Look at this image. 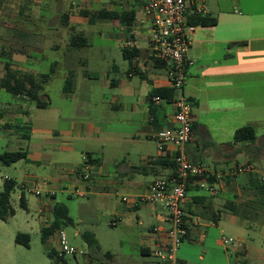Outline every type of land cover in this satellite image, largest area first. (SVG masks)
<instances>
[{"label":"crops","instance_id":"crops-1","mask_svg":"<svg viewBox=\"0 0 264 264\" xmlns=\"http://www.w3.org/2000/svg\"><path fill=\"white\" fill-rule=\"evenodd\" d=\"M79 1L80 7L82 2H88L89 6L101 4L99 9H81L84 20L79 21L81 24L97 19L89 21L82 14L83 10L133 9L131 38L118 19H111L113 29L117 31L108 32V36L124 42L123 48L127 47L126 41L131 40L139 50L134 57L123 56L127 65L119 74L115 64L101 73L88 71L85 68L87 59H76V48L68 47L62 64L67 66V73H74L72 92H64L62 86L60 99L53 103L46 98L44 107L18 95L13 97V106L10 103L6 108L10 110H0V137L10 136L17 147L7 151H26L25 159L12 163L22 162L26 171L22 181L33 180L46 191H54L37 200L41 229L52 222L53 207L61 203L60 197L75 196L70 191L75 185L87 188L85 197L97 193H112L114 196L121 193L133 203L126 206L128 210L141 205L134 203L135 197L145 194L153 180L168 177L171 173V168L160 163L166 154L158 150L153 136L162 127L173 123V107L163 100L158 103L149 100L154 89L170 88L168 66L152 56L144 34L146 19L139 3L136 0ZM207 4V16L216 18L217 22L212 26L197 25L189 37L187 54L194 63L187 69L183 91L193 103V138L186 144V152L193 161L203 163L215 177L212 184L216 192L209 193L197 187L186 194L182 207L187 235L177 250V264H191L187 256L189 247L186 246L190 243L197 241L202 247L211 249L207 244L209 230L206 229L211 226L219 228L222 215L235 223L237 216L250 217L264 212V194L259 197L262 206L251 204L257 199L249 188V174L258 176L264 172H232L236 165L253 164L251 150L257 148L259 138L256 133L255 142L248 146L235 143V120H244V124L255 129L264 121V0H207ZM237 8L244 11L240 17L234 14ZM141 39L145 45L141 44ZM53 48H58V44L55 43ZM2 54L0 51V77L7 61L3 60L5 56ZM20 54L7 56L13 68L33 74L45 73L27 70ZM58 64L60 62L56 61L55 67ZM46 84L40 96L44 94ZM85 161L89 164L90 179L82 183L78 177L84 171ZM139 166L143 168L138 170ZM6 179L13 178L7 176ZM21 195L27 208L23 191L18 198ZM227 200L239 205L250 204L240 206L236 214L220 211ZM148 204L144 206L143 218L151 222L137 236L140 256H136L131 264H159L151 254L154 239L151 228L167 225L166 210L159 204ZM49 211L52 217L48 215ZM122 211L126 214L125 209ZM112 213L116 214V211ZM258 231L263 233L264 226ZM242 253L246 252L243 250Z\"/></svg>","mask_w":264,"mask_h":264},{"label":"rangeland","instance_id":"rangeland-1","mask_svg":"<svg viewBox=\"0 0 264 264\" xmlns=\"http://www.w3.org/2000/svg\"><path fill=\"white\" fill-rule=\"evenodd\" d=\"M90 5L88 2H82L80 7L79 0L0 1V51L5 56L3 60L9 62L10 58L7 56L22 53L20 54L23 55L22 64L32 72H47L52 61L60 62L54 68L45 86L44 94L40 96L41 99L48 98L53 103L60 99L61 88L68 71L67 66L62 64V58L70 47L69 38L72 33H81L86 39L85 45L76 48L75 58L87 59L85 68L88 71L101 73L110 70L115 64L120 74L121 69L127 65L122 54L124 42L108 36V32L117 31L113 29V20L97 18L91 23H79L84 21L80 13L81 9L101 8V4L98 3ZM235 12L233 13L236 17L244 14L240 8ZM55 43L58 44V48H53ZM141 44L145 45L143 39ZM76 69L79 71L80 67ZM13 97L1 89L0 110H10L11 108H6L10 107V103L13 106ZM244 123V120H235V128L246 125ZM255 130L259 138L257 148L251 150L252 166H255L256 171L264 172V121L260 122ZM14 145L15 142L10 136L0 137V151L15 150L17 147ZM18 163L20 164H0V191L7 176L16 180V185L10 193V204L14 212L6 219H0V264H58L55 257L48 253L52 249L58 254L57 230L47 239L42 240L43 225L37 212L39 207L37 200L45 197L47 191L39 183L36 184L40 195L23 188L22 178L26 171L22 162ZM22 191L27 200V208H23L19 203L18 195ZM243 192L246 194V191ZM120 194L114 196L112 193H97L89 197L85 195H75L72 198H67L65 195L60 197L59 202L66 205L73 221L61 229L67 234L71 245L86 252L85 255L76 258L65 255L63 258L67 264H131L136 256H140L137 236L145 230L147 223L151 222L143 218L144 206L150 204L141 203L138 208L126 210V206L129 207L133 203H130L129 199L127 202L122 201ZM259 199L252 204L262 206ZM123 209L126 214H123ZM113 211H116V214H113ZM48 215L52 217L51 211ZM111 222L114 224L112 225ZM260 226H264V212L250 217L237 216L235 223H231L222 215L219 228L211 226L206 229L209 230L207 244L211 249L207 245L202 247L203 245L197 241L190 243L191 245H186L189 247L188 260L191 264H264V231L263 233L258 231ZM84 231L93 232L97 240L99 251L96 260L91 261L88 256V249L81 237ZM17 233L28 234V247L15 242ZM222 236L233 238L235 241L222 245L220 243ZM185 243L187 242L182 244ZM243 250L245 254L242 253ZM106 253L110 255L109 261L103 258Z\"/></svg>","mask_w":264,"mask_h":264},{"label":"built area","instance_id":"built-area-1","mask_svg":"<svg viewBox=\"0 0 264 264\" xmlns=\"http://www.w3.org/2000/svg\"><path fill=\"white\" fill-rule=\"evenodd\" d=\"M146 19L145 38L148 47L155 59L163 61L168 66V80L174 95L170 99L159 95L150 96L153 103L165 101L173 107L170 126L162 127L153 137L160 152L168 154L174 162V171L171 177H159L152 181L148 191L135 197L134 203L159 204L166 210V226L156 225L151 228L154 236L151 254L159 264H177V250L187 235L185 212L182 204L186 197V186L189 179L199 189L215 193L214 184L208 181L210 172L201 162L193 161L186 152V144L193 138V103L184 91L186 72L194 61L188 57L189 37L199 24L189 22L192 16H204L209 13L207 0H136ZM127 47L135 46V42L127 40ZM86 157V156H85ZM84 171L78 180L87 183L90 179L88 163L85 161ZM234 174L255 172L254 166L249 163L236 165ZM258 177L264 185V173ZM22 187L40 195L35 181H23ZM76 196L87 194V188L75 185L70 189ZM54 191H47L46 195ZM127 201L126 196L121 197ZM113 225L114 222H111ZM59 243L58 256H83L85 250L71 245L63 229L56 231ZM235 240L222 236L220 243L227 245Z\"/></svg>","mask_w":264,"mask_h":264},{"label":"trees","instance_id":"trees-1","mask_svg":"<svg viewBox=\"0 0 264 264\" xmlns=\"http://www.w3.org/2000/svg\"><path fill=\"white\" fill-rule=\"evenodd\" d=\"M82 14L87 16L89 21H92L94 18H109V19H118L122 25H124V31L128 38H131V29L134 22L135 11L130 10H107L100 9L97 11H87L83 10ZM189 22L194 24H199L203 26H212L216 24V18H211L207 15L204 16H192L189 19ZM69 44L72 48H77L86 44V39L82 36L81 33H72L69 38ZM139 48L133 46V48L124 47L123 56L125 58H131L137 55ZM159 62H163L158 60ZM56 62H53L49 70L45 73L33 74L28 71H21L15 69L11 66L9 62H4L3 69L4 73L0 77V87L6 92L13 96L24 95L29 100L33 101L38 107H44L47 105V101L40 98V92L43 89L44 84H46L54 72ZM74 89V73L70 71L67 73L64 84L63 91L66 93L72 92ZM159 95L162 98L170 99L174 95L173 88H157L151 92V95ZM150 100V99H149ZM151 103H153L150 100ZM153 114V112H152ZM256 134L255 128L252 125L246 124L242 125L235 129L233 133V141L235 143H242L244 146L252 145L255 142ZM26 158V151L16 150V151H0V163L5 165H10L18 160ZM90 162V160H88ZM160 163L167 168H171V173L168 177H171L174 171V162L171 157L166 154L162 157ZM143 167H137L138 170H141ZM250 190H253L254 195L257 199L264 194V185L260 181L259 177L250 173ZM208 181L213 183L215 177L209 175ZM16 181L13 179H5L3 181V187L0 191V219H6L8 216L12 215L14 210L10 204V193L14 189ZM197 186L194 184L192 179H189V182L186 186V192L196 189ZM19 203L23 208H26L24 197L21 195L19 198ZM249 202L241 203L240 205L232 200H227L224 202L222 209L220 211H229L232 213H237V209L241 207L249 206ZM252 204V203H251ZM219 211V213H220ZM219 218V217H218ZM73 221L68 214L67 207L62 203H56L53 207V219L49 226L42 229V240H45L48 234L53 233L55 230L62 228L64 225L71 224ZM81 237L84 240L86 247L88 249V256L90 260H96L98 258L99 245L97 240L91 231H84L81 233ZM16 243L22 244L28 247L29 236L26 233H17L14 238ZM50 256H54L58 264H67L66 260L58 256L52 249L48 252ZM73 257V256H72ZM74 258H76L74 256ZM110 259L108 253L103 257ZM102 258V259H103ZM104 262V261H103Z\"/></svg>","mask_w":264,"mask_h":264}]
</instances>
